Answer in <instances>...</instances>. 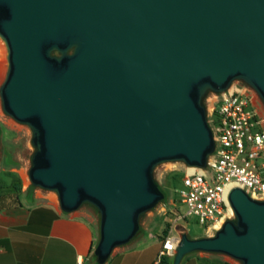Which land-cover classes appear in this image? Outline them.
Masks as SVG:
<instances>
[{
	"label": "water",
	"instance_id": "obj_1",
	"mask_svg": "<svg viewBox=\"0 0 264 264\" xmlns=\"http://www.w3.org/2000/svg\"><path fill=\"white\" fill-rule=\"evenodd\" d=\"M0 39V103L31 131L30 186L66 213L96 208L99 264L166 198L160 165L209 167L211 97L239 83L264 104V0H0ZM228 202L214 235L175 226L172 264H264V197L234 186Z\"/></svg>",
	"mask_w": 264,
	"mask_h": 264
},
{
	"label": "built area",
	"instance_id": "obj_2",
	"mask_svg": "<svg viewBox=\"0 0 264 264\" xmlns=\"http://www.w3.org/2000/svg\"><path fill=\"white\" fill-rule=\"evenodd\" d=\"M254 97L251 90L237 85L215 97L210 122L216 152L207 169L183 170L182 186L177 192L187 212L176 213L174 223L195 216L206 232L216 229L232 215L228 193L234 186L242 187L251 196L264 197V116ZM173 229L152 264L173 263L178 240Z\"/></svg>",
	"mask_w": 264,
	"mask_h": 264
},
{
	"label": "crops",
	"instance_id": "obj_3",
	"mask_svg": "<svg viewBox=\"0 0 264 264\" xmlns=\"http://www.w3.org/2000/svg\"><path fill=\"white\" fill-rule=\"evenodd\" d=\"M37 192L43 193L33 187L25 201L0 209V264H99L93 252L100 237V218L94 211L82 206L66 213L55 195L41 197ZM130 248L131 244L119 246L105 264H152L160 249L146 257ZM233 262L222 254L192 252L181 264Z\"/></svg>",
	"mask_w": 264,
	"mask_h": 264
},
{
	"label": "rangeland",
	"instance_id": "obj_4",
	"mask_svg": "<svg viewBox=\"0 0 264 264\" xmlns=\"http://www.w3.org/2000/svg\"><path fill=\"white\" fill-rule=\"evenodd\" d=\"M0 43L4 45L1 39ZM2 59L4 57L0 53V85L5 76V71L2 69ZM235 85L248 89L239 83ZM254 96L253 101L259 113L264 116V104L255 94ZM214 102L215 97H211L208 104L209 122ZM32 152L29 127L8 117L3 112L0 103V194L3 196L5 203H12L17 199L20 202L26 200L27 190L30 186L29 169ZM184 169V165L178 162L165 163L157 168L155 179L164 190L166 198L157 207L142 216L139 232L129 243L125 244H131V250L142 251L146 253V257L156 254L163 244L166 228L170 227V232L173 229V225L176 226L179 223L187 227V233L192 238L215 234L214 230L206 232L205 225L201 224L195 216H187L184 220L174 223L176 213L185 215L187 212V207L181 203L177 192L182 186L181 177ZM10 172L14 173L15 176L12 177L9 174ZM15 184L20 185L19 191H15ZM43 193L48 192L43 191ZM43 193L37 192L41 197H44ZM85 206L91 208L98 219L100 218L94 206L90 204ZM173 232L177 233V230L174 228ZM157 233L161 235L158 236ZM233 263L241 264L237 261Z\"/></svg>",
	"mask_w": 264,
	"mask_h": 264
},
{
	"label": "trees",
	"instance_id": "obj_5",
	"mask_svg": "<svg viewBox=\"0 0 264 264\" xmlns=\"http://www.w3.org/2000/svg\"><path fill=\"white\" fill-rule=\"evenodd\" d=\"M9 174H10L12 177L15 176V174L12 173V172H10ZM14 189H15V191H17V190L19 191V190H20V185H19V184H15V185H14ZM32 190H33V186L30 187V188L28 189V194H29V195L32 193ZM19 203H20V201H19L18 199H17V200H14V202H12V203H5V202H4V198H3V196L0 194V209L3 208V207L9 206V205L19 204ZM169 229H170V227H167V228H166V230H165V237L168 235V233H169ZM98 242H99V238H98V240H97V242H96V246L98 245ZM94 258H95V256H94Z\"/></svg>",
	"mask_w": 264,
	"mask_h": 264
},
{
	"label": "bare ground",
	"instance_id": "obj_6",
	"mask_svg": "<svg viewBox=\"0 0 264 264\" xmlns=\"http://www.w3.org/2000/svg\"><path fill=\"white\" fill-rule=\"evenodd\" d=\"M0 53H1V56L4 57V59H2V69H3V71H5V69H6V59H5L6 49H5L4 45H2L1 43H0ZM220 225L221 224H218L217 227H220Z\"/></svg>",
	"mask_w": 264,
	"mask_h": 264
}]
</instances>
